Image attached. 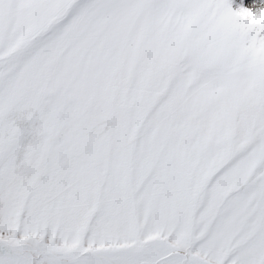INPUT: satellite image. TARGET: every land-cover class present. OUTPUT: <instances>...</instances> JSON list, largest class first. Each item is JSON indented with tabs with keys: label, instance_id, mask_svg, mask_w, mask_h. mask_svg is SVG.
Segmentation results:
<instances>
[{
	"label": "snow or ice",
	"instance_id": "obj_1",
	"mask_svg": "<svg viewBox=\"0 0 264 264\" xmlns=\"http://www.w3.org/2000/svg\"><path fill=\"white\" fill-rule=\"evenodd\" d=\"M0 264H264V0H0Z\"/></svg>",
	"mask_w": 264,
	"mask_h": 264
}]
</instances>
